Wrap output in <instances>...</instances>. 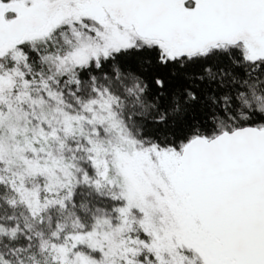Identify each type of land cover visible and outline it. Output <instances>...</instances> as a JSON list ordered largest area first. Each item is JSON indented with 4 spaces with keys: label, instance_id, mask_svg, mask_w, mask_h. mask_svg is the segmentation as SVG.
Returning <instances> with one entry per match:
<instances>
[{
    "label": "snow or ice",
    "instance_id": "1",
    "mask_svg": "<svg viewBox=\"0 0 264 264\" xmlns=\"http://www.w3.org/2000/svg\"><path fill=\"white\" fill-rule=\"evenodd\" d=\"M0 264H264V0H0Z\"/></svg>",
    "mask_w": 264,
    "mask_h": 264
}]
</instances>
